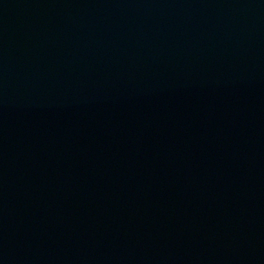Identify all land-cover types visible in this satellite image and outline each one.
Returning a JSON list of instances; mask_svg holds the SVG:
<instances>
[{
  "label": "water",
  "instance_id": "1",
  "mask_svg": "<svg viewBox=\"0 0 264 264\" xmlns=\"http://www.w3.org/2000/svg\"><path fill=\"white\" fill-rule=\"evenodd\" d=\"M0 264H264V0H0Z\"/></svg>",
  "mask_w": 264,
  "mask_h": 264
}]
</instances>
